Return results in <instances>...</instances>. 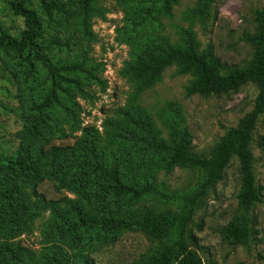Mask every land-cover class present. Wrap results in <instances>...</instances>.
I'll use <instances>...</instances> for the list:
<instances>
[{
    "label": "trees",
    "instance_id": "1",
    "mask_svg": "<svg viewBox=\"0 0 264 264\" xmlns=\"http://www.w3.org/2000/svg\"><path fill=\"white\" fill-rule=\"evenodd\" d=\"M137 1L145 7L134 19L136 28L154 22L158 8L170 14L172 5L177 2ZM38 2L49 21L55 20V13L69 15L66 7L54 0ZM218 2L201 0L194 8L193 13L204 30H208L215 19ZM77 3L82 36L94 40L92 17L101 10L94 6V0H78ZM30 4L31 0H12V10L23 17L25 27L20 37L0 32V53L13 57V68L21 71L25 84L36 86H31L37 90V99L31 106L33 114L26 127L41 144L21 143L15 155L0 165V264L68 263L57 246L47 248L46 253H37L11 241L36 213L46 209L57 212L58 217L49 225L50 231L71 242L86 246L99 238L116 242L124 232L141 229L152 239V245L137 264H205L200 250L206 248L199 244L191 224L200 203L225 177L234 157L238 160L241 179L238 211L221 232L235 245L248 244L257 236L258 220L252 209L262 200L263 187L256 181L252 146L255 142L264 151V135L255 137L258 120L264 115V8L256 10L255 31L245 34L253 48L252 58L246 65L223 62L211 44L200 49V42L190 31L183 32V45L166 39L160 44L153 39L141 46L139 60L126 69L138 82V91L155 84L163 71L175 64L179 72L194 76L187 86L188 95L220 96L237 92L249 82L257 84L258 93L251 111L240 118L236 126L227 129L209 155L193 151L188 129L175 130L166 139L148 115L137 116V112L123 110L119 121L111 124L112 136L131 145V155L139 162L133 164L121 152L111 161L107 160L98 151L97 136L91 130L74 146L47 147V133L52 129L63 131L51 112L62 110L70 122L78 126L75 121L81 106L72 90L84 92V79L99 84L103 80L97 74V66L91 65L85 56L71 61L57 59V54L73 52V34L45 36L43 20ZM45 160L46 169L40 172L39 163ZM178 165L197 172L192 186L170 190L153 178L142 176L145 166L172 170ZM46 178L80 190L87 202L103 203V208L99 214L89 215L83 205L68 198L48 199L36 190ZM149 199L161 201L164 207L140 205ZM60 201L70 207V217L59 211ZM202 226L198 225V230ZM84 260L87 264V259Z\"/></svg>",
    "mask_w": 264,
    "mask_h": 264
},
{
    "label": "rangeland",
    "instance_id": "2",
    "mask_svg": "<svg viewBox=\"0 0 264 264\" xmlns=\"http://www.w3.org/2000/svg\"><path fill=\"white\" fill-rule=\"evenodd\" d=\"M54 1L63 4L69 15L55 13V20L49 21L38 0H31L30 5L43 20L45 36L73 34V52L57 54V59L71 61L85 56L91 65L97 66V74L103 83L84 79V92L72 90L81 106L75 121L78 126H74L62 110L51 112L63 131L52 129L47 133L48 148L53 145L74 146L91 130L96 133L98 151L107 160L111 161L121 152L129 162L139 163L131 155V145L112 136L111 124L119 121L120 112L125 110L137 112V116L148 115L166 139L175 130L188 129L193 151L209 155L227 129L236 126L239 119L253 108L258 93L254 82L243 85L237 92L220 96L188 95L187 86L194 76L179 72V67L174 64L163 71L155 84L138 91V82L126 69L139 60L145 42L155 39L161 44L166 39L172 44L183 45L184 31L194 33L200 49L211 44L223 62L246 65L252 58L253 48L245 34L255 31V13L264 8V0H219L217 14L208 30L202 28L193 13L201 0H177L170 14L158 8L155 21L138 28L133 26L134 19L140 16L145 5L141 6L137 0H94V6L101 10L92 17L94 40L82 36L78 0ZM11 2L0 0V32L20 37L25 27L24 19L14 14ZM13 64L12 56L0 53V165L15 155L21 143L41 144L26 127L33 114L31 106L37 99V90L31 87L33 84L24 83L21 71L14 69ZM63 101L68 103L65 98ZM261 135H264V115L255 130L256 138ZM252 148L256 181L263 187V198L252 209L258 220L259 234L248 244L235 245L229 243L221 232L238 211L241 179L238 160L234 157L225 177L200 203L191 224L199 244L206 248L200 250L205 264H264V151L255 142ZM39 168L40 172L45 171L46 160L39 163ZM142 172L143 177L153 178L170 190L188 188L197 179L195 170L180 165L172 170L145 166ZM36 190L48 199L68 198L77 202L89 215L99 214L104 206L99 202H87L83 192L59 180L46 178ZM140 205L164 207L157 199L143 200ZM59 211L68 217L71 215L70 207L63 201H60ZM56 216L57 212L51 209L40 210L11 241L37 253H46L47 248L57 246L67 257V264L79 261L85 264L84 258L87 264H137L152 245V239L141 229L124 232L116 242H106L103 238L94 240L89 246L71 242L50 231L49 225L58 220ZM200 224L203 226L198 230Z\"/></svg>",
    "mask_w": 264,
    "mask_h": 264
}]
</instances>
